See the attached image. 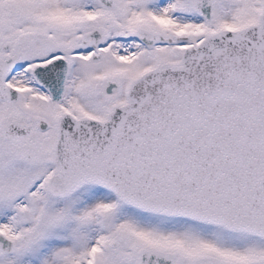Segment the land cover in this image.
<instances>
[{
    "label": "snow or ice",
    "instance_id": "1",
    "mask_svg": "<svg viewBox=\"0 0 264 264\" xmlns=\"http://www.w3.org/2000/svg\"><path fill=\"white\" fill-rule=\"evenodd\" d=\"M0 264H264V0H0Z\"/></svg>",
    "mask_w": 264,
    "mask_h": 264
}]
</instances>
